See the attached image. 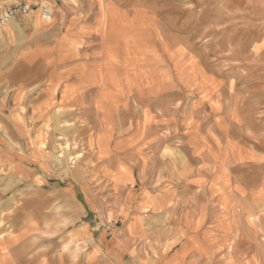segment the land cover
<instances>
[{
	"label": "crops",
	"instance_id": "crops-1",
	"mask_svg": "<svg viewBox=\"0 0 264 264\" xmlns=\"http://www.w3.org/2000/svg\"><path fill=\"white\" fill-rule=\"evenodd\" d=\"M0 2L40 4L0 25V264H264V142L224 86L194 63L132 82L146 47L99 0Z\"/></svg>",
	"mask_w": 264,
	"mask_h": 264
},
{
	"label": "rangeland",
	"instance_id": "rangeland-1",
	"mask_svg": "<svg viewBox=\"0 0 264 264\" xmlns=\"http://www.w3.org/2000/svg\"><path fill=\"white\" fill-rule=\"evenodd\" d=\"M108 5L114 7L113 35L140 39L146 47V73L132 75V82L159 83L161 68L186 75L194 63L197 74L224 86L212 97L226 101L228 114L238 117L248 137L258 134L264 142V0H99L100 14ZM38 6L0 2V25ZM43 9L46 16L54 13L52 6ZM70 127L63 124L60 131ZM72 135L61 133L54 141L52 164L66 172L83 158L75 150L81 141Z\"/></svg>",
	"mask_w": 264,
	"mask_h": 264
}]
</instances>
